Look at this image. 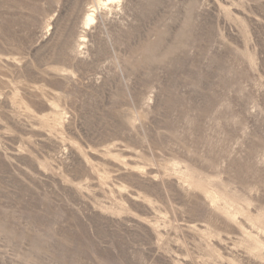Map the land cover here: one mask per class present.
<instances>
[{
    "label": "rangeland",
    "instance_id": "1",
    "mask_svg": "<svg viewBox=\"0 0 264 264\" xmlns=\"http://www.w3.org/2000/svg\"><path fill=\"white\" fill-rule=\"evenodd\" d=\"M97 1L0 0V264H264V0Z\"/></svg>",
    "mask_w": 264,
    "mask_h": 264
},
{
    "label": "bare ground",
    "instance_id": "2",
    "mask_svg": "<svg viewBox=\"0 0 264 264\" xmlns=\"http://www.w3.org/2000/svg\"><path fill=\"white\" fill-rule=\"evenodd\" d=\"M114 1L117 2V0H98L97 2H98V5H99V6L103 7V6H107V5H109V3L114 2ZM95 9H96V7H95L93 10H91V11L86 15L85 23H86L87 25H88V24H91V23H93V22L95 21V13H94Z\"/></svg>",
    "mask_w": 264,
    "mask_h": 264
}]
</instances>
